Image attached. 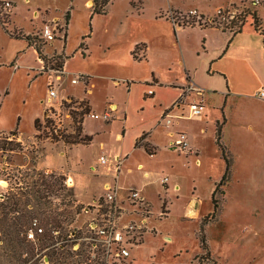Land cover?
I'll return each mask as SVG.
<instances>
[{"label":"rangeland","instance_id":"obj_1","mask_svg":"<svg viewBox=\"0 0 264 264\" xmlns=\"http://www.w3.org/2000/svg\"><path fill=\"white\" fill-rule=\"evenodd\" d=\"M102 1L104 0H95L97 5ZM219 2L220 0H111L106 14L98 15L91 14L90 10L94 6L93 0H30V4L17 0V15L14 16L13 21L16 25H22L30 31L36 25H41L42 18L44 20L53 16L62 18L57 22L63 26L66 33L65 43L56 41L59 43L54 45L58 47L61 44L62 47H67L70 67L91 73L95 83L92 98L97 104H102L103 95L106 93L109 96L114 92L110 78L102 75H113L111 77L116 79L115 82L119 81L118 78L121 75H132L139 78L150 75L145 63L125 67L113 62L121 54L122 46L134 41H149L152 44L153 63L158 67L161 75L165 78L174 76L180 83L183 75L185 78L183 69L168 64L171 70L168 71L165 61H176L180 54L181 44L182 49L187 53V58L197 68V77L204 79V71L200 69L203 38L196 28L188 29L198 26L181 27L183 31L177 35L175 30H172L171 18H176L179 13L185 14L196 6L202 8L209 6L213 9ZM70 7V18L68 27H66L63 15ZM34 9H40L38 15L40 13L41 15L38 19L32 18L37 12ZM10 20L11 16L5 23H0V27L8 34L13 31ZM248 24L249 20H246L244 26ZM207 34L213 39L217 36V33L212 31H208ZM80 43L87 48V51H83L85 56L80 55ZM121 43L124 44L120 45ZM108 45L111 46L110 51H106L105 46ZM141 51L139 47L134 50L137 59L141 58L143 54ZM193 51L196 55L198 54L197 59ZM88 52L89 59H87ZM82 57H85L84 62L81 61ZM5 76V71L1 70L0 87L3 86ZM41 88L40 84L35 85L28 93L27 86L22 84L16 92H11L3 112L0 113V127L14 128L18 119L22 117V128L27 129L28 133L33 132L29 121L31 114L37 109L35 98L41 94ZM78 90H83L82 84H79ZM205 104L209 108L211 118L216 117L217 113L220 116L221 102L217 97H209ZM235 115L234 110H227L228 122L226 123V118L223 122L218 121V123L222 122V142H225L224 145L231 151L233 169L230 181L223 188L225 193L221 199V212L217 217H209L212 211V205L209 210L211 204L209 189L219 179L221 173L223 175L224 162L210 135L199 141L200 167L193 165H190V168L183 167L181 156L179 159L175 158V155L171 156L162 147H159L158 157L155 159H150L141 153L129 159L130 163L133 162V169L136 162H141L144 170L154 173L155 175L150 179H157L158 175L161 177L167 175L169 187H172L174 183L180 185L177 194L172 191L164 194L159 180L148 186L151 205L149 203L147 205L151 213L147 222L148 229L145 232L147 235H144L145 242L139 244L138 249L135 246L129 247L132 253L131 260L135 258V261L132 260L133 264H175L187 261L193 256L197 264H264V126L252 131L246 130L244 124ZM224 127L226 138L223 140ZM35 138H37V146L30 143L27 151L17 144L9 146L10 149L16 151L10 156L11 162L24 167L16 180L20 184L13 188L3 202L10 206L11 193L15 194L13 199L19 200V209L9 214L8 217L31 215L32 219L38 221L44 232L46 230L43 222L45 216L68 211L70 203L72 210L80 208V212L75 214L71 224L63 222V229L61 231L57 229L58 234L52 235L54 244L42 251H36L34 259L38 260L37 264H43V262L56 264L52 261L51 255H49L50 258L48 257V254L54 251L55 258L58 257L62 264H89L90 257L84 244L81 243L79 251L72 252L70 241L66 242L65 238L68 232L86 228L90 215L85 214L81 209L90 206L99 197L101 191L96 183L99 177L90 174L89 182H94L95 186L89 190L88 201H80L79 195L85 184L84 177L76 173H68L64 177L60 173H44L34 169V166L43 160L44 144H50L36 133ZM69 142L87 144L78 139L69 140ZM53 145L65 149L71 144ZM79 152L88 160L98 157L100 153L96 146L80 148ZM122 171L121 179L128 188H136L137 182L143 179L141 171L133 170L128 173L124 168ZM66 180H69L71 185H65ZM50 184L56 186L55 192H51L49 188L46 189L45 185ZM36 188L40 190L39 194L34 193ZM69 190L72 191L71 196ZM194 197L196 202L188 203ZM26 200H29L27 207L23 205ZM199 201L201 202L199 212L206 211V215L200 220L189 217L185 219V209L189 215L197 208ZM162 202H165V209L168 207L170 209L167 218H165L166 213L159 217ZM152 223L155 233L149 229ZM79 232L82 234L83 231ZM164 237L169 238V241L165 242ZM199 238L204 239L207 253L202 248ZM5 248L4 244H0V264H11L5 257L9 253L7 251L4 254Z\"/></svg>","mask_w":264,"mask_h":264},{"label":"crops","instance_id":"obj_2","mask_svg":"<svg viewBox=\"0 0 264 264\" xmlns=\"http://www.w3.org/2000/svg\"><path fill=\"white\" fill-rule=\"evenodd\" d=\"M12 1L13 8L10 15V22L12 21L13 31L8 34L0 27V71L4 70L6 74L3 86L0 87V113L3 112V108L11 96V92H16L22 84L27 86L28 93L32 91V87L39 84L42 86V91L35 98L37 109L30 116L29 123L33 128V132L28 133L26 131L27 129L24 130L22 128V117L18 119L16 127H0V132H13L22 143L27 144V147L31 144L37 146L34 121L36 119L40 120L43 114L44 106L42 101L46 95V76L42 74L43 64L38 53L28 44L23 36H34L40 30L44 21L49 22L53 19L60 20L62 18L57 16L47 18L46 20L42 18L41 25L34 26L35 28L33 27L34 29L30 31L26 30L22 25H16L13 21L14 16L17 15V0ZM23 3L30 4V0H23ZM236 3V0H220L213 9L209 6L206 8L196 6L192 7L191 10L198 11L202 16L211 17L218 8ZM34 10L37 12L32 18L38 19L41 15V13L38 15L40 9ZM88 10L90 9L88 8ZM258 14L260 29L264 32V10H260ZM193 28L201 32L200 36L203 38L200 69L204 71V79L197 77V68L189 61L187 53L182 49L181 44L180 54H178L176 61H165L168 71L170 70L168 66L171 64L183 69L185 78L183 75L182 82L180 83L174 76L165 78L161 75L158 67L153 63L151 55L152 44L149 41H134L126 43L125 45L121 43L120 45H123L120 51L121 54L113 62L125 67L127 65L145 63L149 68L150 75L144 78L134 77L132 75H121L118 78V82L121 83L119 85L114 83L116 79L111 77L113 75H102L103 77L110 78V84L114 91L112 93L110 92L111 94L109 96L106 93L103 95L102 104H97L92 98L95 83L91 73L87 70L69 66L67 47H62L61 44L58 47L55 46V43H59L56 41L52 44L45 45L43 47L44 55L49 56L52 52H56L66 57L63 65L65 76L60 82L59 96L62 98L81 100L96 114L109 112L111 119L107 122L89 118L83 119L81 136L89 138L87 144H74L64 149L60 146L45 143V148L42 150L43 160L38 162L34 166V169L43 171L44 173H60L64 177L68 173H76L84 177L85 184L79 198L80 201L87 202L90 197L88 194L89 190L92 186L93 188L95 186L93 185L94 182H89L91 180L90 174L99 177L96 182L101 191L99 196L103 193V186L113 182V178L110 176L111 173L107 171L106 167L99 165L98 158L100 156H107L110 159L119 157L122 159L117 180L118 187L122 189L119 195L123 196L125 190L136 189L141 192L146 202L151 205V196L147 190L150 184L159 180L158 182L160 183V187H163L164 194L170 191L177 194L180 190V185L174 183L172 187H169L168 180L165 185H162L160 179L167 175H163L162 177L158 175L157 179H150L155 174L149 170H144V165L141 162H136L135 168L133 169V162H129L132 156L141 153L150 159H155L158 157L159 147H162L171 156L175 155V158L179 159L181 156L180 159L183 167L190 168V165L200 167L199 141L206 138L207 135H210L214 141L216 123L226 118L227 110L235 111V117L237 119L239 118L246 130L252 131L259 127L262 128L264 126V100L257 97V92L261 88H264V36L262 31L255 30L249 24L245 25L239 32L231 35L223 33L214 26H198L188 29ZM172 30H175L174 32L179 35L183 31V28H174L172 26ZM208 31L217 33L216 38L213 39L211 35L208 36ZM62 43L64 44L65 41L63 40ZM105 47L107 48L106 51H110V45ZM136 47L141 48V52L143 53L138 60H134L131 55ZM84 51H87V49ZM194 55L196 59L199 57L198 54L196 55L194 53ZM87 59H89V52ZM81 61L84 62L85 57H82ZM73 74L85 76L87 83L79 82L77 84H71L70 75ZM18 84L20 85L18 86ZM79 84L83 86L82 91L78 90ZM188 86L196 88L199 95L185 92ZM150 89L153 91V94L147 95L146 93ZM212 96L217 97L221 102L220 116L217 113V116L214 118H211L209 115V108L205 104L206 100ZM192 102H198L203 105V113L201 115L188 116L187 104ZM175 103L181 104L176 106ZM164 114L172 116L171 124L167 127L163 121H160ZM227 122L228 119L226 118ZM225 127L223 129V140L226 138ZM177 133H184L186 135L189 147L188 151L180 152L170 148V142ZM144 134L145 137L141 140V143L147 144L152 154L146 153L142 146L135 147L136 141ZM89 146H96L100 152L98 157L92 160H88L85 155L83 156L79 152L80 148ZM27 147L24 148V151H27ZM123 168L128 173L133 172V170L142 172L143 179L137 182L136 188H128L123 179H121ZM221 177L222 173L219 179L210 186L209 191L211 193ZM195 200L196 198L194 197L188 203H194ZM200 205L201 202L189 215L185 209L184 218L188 219L187 217H189L200 220L206 215V211L199 212L198 208ZM210 208L211 204L209 205V210ZM165 210L167 212L165 218H167L170 214V209L168 207ZM149 229L155 233L153 223L149 226ZM144 235L147 234H143L140 244L145 242ZM163 240L166 242L169 241V238L164 237ZM131 256L132 253L130 252L128 264H133L132 260L135 261V258L131 260ZM175 264L197 263L193 256L187 261H181Z\"/></svg>","mask_w":264,"mask_h":264},{"label":"built area","instance_id":"obj_3","mask_svg":"<svg viewBox=\"0 0 264 264\" xmlns=\"http://www.w3.org/2000/svg\"><path fill=\"white\" fill-rule=\"evenodd\" d=\"M13 8L12 0L0 1V17L2 24L5 23ZM264 10V0H237L236 4L218 8L211 17L202 16L196 10H189L187 13H179L176 18H171L172 25L175 28L185 26H227L231 21L246 13L244 18L251 22V13ZM53 19L43 23L40 30L34 35L46 44H52L55 41H63V26ZM245 22L242 24L244 27ZM240 24V23H239ZM250 24V23H249ZM33 47V46H32ZM34 48V47H33ZM43 64L42 74L46 76V95L43 102L44 110L42 117L35 129L37 136H42L45 142L50 144H64L65 136L74 135L76 127H81L83 119L109 121L111 115L109 112L96 114L81 100L71 98H62L59 96V87L62 78L65 76L63 67L59 68L54 62H45ZM71 84L79 82L87 83L86 77L79 74H73L70 80ZM116 85L119 82H114ZM188 93L199 92L196 88L188 86L185 90ZM152 95L150 89L146 93ZM257 97L264 100V88L257 92ZM181 103H175L179 106ZM174 105V107H175ZM188 116L201 115L203 105L198 102L187 104ZM77 114L76 120L74 119ZM172 116L164 114L160 121H163L167 127L171 124ZM37 141V138H35ZM17 144L24 149L27 144L22 143L13 132H0V202L3 203L13 188L20 183L16 182L23 165L12 163L10 156L16 151L9 146ZM170 148L185 152L189 150L186 135L177 133L170 142ZM98 163L107 168L113 178L112 183L103 186V193L93 201L90 206L81 209L85 214H89V219L84 230L71 231L66 234L65 241H70L72 252L80 249L81 243L84 244L89 254V264H128L130 257V246L137 247L142 242L143 234L147 231V222L151 211L141 192L136 189L125 190L124 195L120 196L122 190L117 185L118 175L122 164L119 157L110 159L107 156H100ZM168 178L163 176L160 179L162 185H165ZM65 185H71L69 180ZM14 186V187H13ZM163 214L159 213V217ZM79 231H83L80 234ZM43 234V229L36 219H32L24 232L26 241L35 242L36 237ZM57 230L52 235H57ZM25 256V255H24ZM42 263V262H41ZM29 264V263H28ZM45 264V262H43Z\"/></svg>","mask_w":264,"mask_h":264},{"label":"trees","instance_id":"obj_4","mask_svg":"<svg viewBox=\"0 0 264 264\" xmlns=\"http://www.w3.org/2000/svg\"><path fill=\"white\" fill-rule=\"evenodd\" d=\"M111 2V0H104L102 1L99 5L96 4L95 0H93L94 6L92 7L91 14H98V15H105L107 12V6ZM70 9L66 11L63 15V20L64 23L67 27L68 21L70 18ZM246 16L245 14H242V16H238L235 21H231L227 26L223 27H218L223 33L227 34H233L236 32H239L242 29V24L245 22L244 18ZM252 20L250 23V26L254 28L257 31H262L260 29V23H259V14L256 12L251 13ZM3 19L0 17V23H2ZM240 23V24H239ZM67 29V28H66ZM262 34L264 36V32L262 31ZM66 33H64V39H65ZM24 39L27 40L28 44L30 46H33L36 52L38 53L40 59H42L45 62H54V65L56 67H63L64 61L66 59L63 54H58L56 52H52L51 55L47 56L43 54V49L41 50V46L45 47L47 45L43 41H41L39 38L36 36H23ZM45 44V45H44ZM79 48H81V55L84 56V50H86V46L83 45V43L79 44ZM137 48V47H136ZM135 48V49H136ZM132 58L134 60H138L135 57V53L132 52ZM76 117L74 119L76 120L77 114H75ZM224 120H222L223 122ZM38 122L39 120L36 119L34 121V127L37 129L38 127ZM222 122L216 123V128H215V133H214V144L218 148L220 152V157L222 158L224 162V172L217 184H215L214 189L211 193L210 196V202L212 205V211L210 213L209 217H217L220 212H221V199L224 196V187L228 184V182L231 179L232 176V167H233V158L227 147L224 145L222 142ZM145 137V134L142 135L135 143V147H140L142 146L143 149L146 151L148 154H152V151L148 147L147 144H142L141 140ZM79 140L80 142L83 143H88L89 138L87 137H81V127H76L75 129V134L74 135H67L65 136V143H70L71 145L76 144L77 142H69V140ZM46 189L49 188L51 192H55V185L50 184V185H45ZM39 189L36 188L34 189V193L39 194ZM69 195H72V191L69 190ZM11 196V197H10ZM9 196L10 201L12 203L10 204H0V244H4L6 248L4 249V254L5 252H9L5 257L8 261V263L11 264H37V259H34L36 256V251H42L46 248H49L54 244V238L52 236V232L59 229L60 231L63 229V222H67V224H71V222L74 219L75 214H78L80 212V208L76 209H71V203H70V209L66 212H61V213H54L52 215H49L48 217L45 216L43 218L44 226L46 230L41 234L40 236L36 237L35 242H29L26 241L25 236H24V230H26L27 225L31 222L32 218L31 215H26L23 214L21 217H16V218H9V214L13 212H17L19 209V200L18 199H13L15 194H12ZM39 198V197H38ZM25 207L29 205V200H26L23 204ZM165 209V202H162L161 205V213L165 214L167 213L164 211ZM25 229L23 230V228ZM199 241L202 245V248L206 250V253L208 252L207 247L204 244V239L199 238ZM25 255V256H24ZM51 255L52 261L56 264H62L59 260V258H55V253L54 251L50 252L48 254ZM50 258V257H49Z\"/></svg>","mask_w":264,"mask_h":264}]
</instances>
